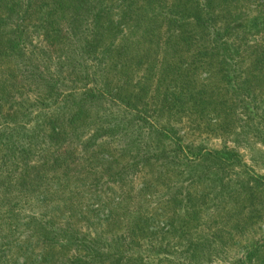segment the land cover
<instances>
[{"label": "rangeland", "instance_id": "obj_1", "mask_svg": "<svg viewBox=\"0 0 264 264\" xmlns=\"http://www.w3.org/2000/svg\"><path fill=\"white\" fill-rule=\"evenodd\" d=\"M77 4L76 7L85 8L79 0ZM95 5L99 8V3ZM74 6L63 5L59 10L62 13L57 17L45 16V9H42L44 27L37 32L32 25L37 13L29 18L26 15L10 18L8 26L11 31L16 30V25L20 26L13 37L22 36L23 40L17 49V55L20 54L18 72L17 68L16 72L15 68L12 69L9 58L4 61L0 58V131L5 128L13 136L10 145L12 156L16 154L15 148L18 150L21 146L33 148L35 154L45 149L44 156H53L59 150V146L51 142L55 137L53 125H67L75 111L73 101L80 94L66 98L67 103L63 96L67 97L75 89L81 91L86 86L96 88L104 84L105 66L92 65V61L86 60L83 66L81 64L85 58L80 56L79 48L85 42L84 37L93 38L89 33L92 25H84L86 29L81 31L84 37L75 32L83 26L80 19L84 8L77 11ZM21 7L23 13L25 6ZM51 8L56 7L53 5ZM118 10L112 11L114 19ZM87 15L89 19L86 20L93 18L91 13ZM110 15L103 16L102 25H107ZM259 22L262 31L255 33L256 42L253 41V45L264 38V17ZM50 28L56 35L54 40L51 37L48 39ZM129 34L131 40L138 39V31ZM121 39L122 36L117 42ZM155 53L154 49L153 56ZM24 69L29 71H22ZM126 72L127 68L121 75L109 72L106 81L109 78L110 84H116ZM85 75L89 76L86 81ZM48 81L56 84L54 93H49ZM154 85L149 84V96H153ZM219 87L222 91L221 84ZM215 97L221 100L216 101L220 102L217 105L206 102L205 107L204 104L195 107L185 103L184 109H178V112L154 113L152 116L156 119L149 112L146 117L143 116L145 123L153 125L152 121L155 125H169L176 133L185 150L180 155L186 158L180 159L181 166L163 169L161 174L154 165L144 167L146 161L142 158L157 149L159 140L156 136L149 139L145 134L147 142L153 146L142 149L140 156L135 150L117 151L115 145L95 149L92 167L89 166L92 161L85 157L81 171L75 173L70 181L67 180L65 190L58 192L54 188L51 190L54 194L47 197L51 201L49 204L32 201L30 207L43 212L48 206L44 212L49 214L52 206H60L63 215L55 220L65 224L68 212L64 211L72 204L70 209L75 211L72 224L78 226L87 222L81 218L85 214L90 226L86 233L91 237L95 235V227L105 228L103 237L124 235L116 247L121 255L112 256L114 247L108 246L106 248L111 257L95 264H264V106L250 102L253 100L249 99V89L238 90L234 101L229 100L224 105V99ZM91 105L87 103L83 112ZM254 105L258 106L259 112ZM90 115L87 114V119ZM131 116L133 114L128 117ZM93 126L94 130L98 128L90 124L82 133H90ZM170 136L171 139L163 144L167 150L178 144L177 137L172 133ZM13 140L16 142L14 145ZM96 142L101 143L100 140ZM76 144L72 145V150ZM66 148L71 147L64 143L61 149ZM106 152L110 154L108 161L114 164L107 174L101 169L104 168L103 159L108 155ZM132 155L135 157L131 159ZM12 167L13 164H0V169L5 172ZM84 170L87 175L78 178ZM84 183L87 187L82 193L81 184ZM29 212L30 209L25 213L26 219L31 214ZM107 215L108 221L101 222ZM88 247L96 249L92 243ZM74 248L76 243L72 251L64 244L61 250L63 257L72 258ZM0 250H4L5 256L0 259V264H24L23 257L13 256L16 248L10 246ZM80 254L86 260L81 259L78 264H92L86 251ZM25 264L40 263L28 260Z\"/></svg>", "mask_w": 264, "mask_h": 264}, {"label": "trees", "instance_id": "obj_2", "mask_svg": "<svg viewBox=\"0 0 264 264\" xmlns=\"http://www.w3.org/2000/svg\"><path fill=\"white\" fill-rule=\"evenodd\" d=\"M79 2L84 4L85 8L76 7L78 0H0V58L2 61L9 58L15 72L20 57V54L17 55V49L23 40L22 36L13 37L20 26L16 25V30L11 31L8 26L10 18H21L25 15L29 18L37 13L32 24L37 32L44 27L41 20L44 13L42 9H45V16L47 14L57 17L62 13L59 10L63 5H75L77 11L84 8L82 20L80 19L83 26L78 31L73 29L77 34L84 37L81 34V31L86 29L84 25H92L89 33L93 38L84 37L85 42L79 48L80 56L85 58L82 60V66L86 61H92V65L96 63L98 66H105L103 85L96 88L86 86V89L81 91L75 89L67 97L63 96L64 102L67 103L66 98L74 96L75 93L80 94V97L76 96V99L72 100L75 111L68 119L67 125H53L55 137L51 142L59 146L53 156H44L45 149L35 154L33 148L28 146H21L18 150L15 148L16 154L12 156L10 145L13 136H10L5 128L0 131V164H13L6 172L0 169V249L10 246L16 248L13 256L23 257L24 264L28 260L39 261L40 264H78L81 259L86 260L80 254L85 251L86 255L91 257V263L95 264L111 257L106 248L108 246L114 247L112 256L121 255V252L116 251V247L124 235L103 237L105 228L95 227V235L91 237L86 233L90 226L85 214H82L81 218L87 222L84 221L78 226L72 224L75 217V211L70 209L72 204L66 212L64 211L68 212L65 224L55 220L63 215L60 206H52L47 214L44 211L48 206L43 212H37L30 204L32 201L42 205L49 204L51 201L47 197L51 193L54 194L51 190H65L67 180L70 181L75 173L81 171L83 159H94L95 149L115 145L117 151L135 150L137 156H140L142 149L153 146L147 142L145 134L149 139L156 136L159 140L157 149L150 156L142 158L146 161L144 167L154 165L158 174H161L163 169L181 166L180 159L184 157L180 155L184 154L185 150L176 133L169 125H155L152 121L150 123L153 125H150L142 121L148 112L156 119L152 116L154 113L178 112V109H184L185 103L195 107L202 104L205 107L206 102L217 105L220 102L216 101L221 100L216 99L215 95L224 99V105L229 100L234 101L238 90L247 89L249 99L253 100L250 102L255 101L264 106V38L262 37L258 44H252L253 41L256 42L255 33L262 31L259 21L264 17V0ZM95 3H99V8ZM22 5L25 6L23 13ZM53 5L56 8H51ZM116 8L119 10L116 11L117 18L114 19L112 11ZM88 13L93 16L91 20H86L89 19ZM105 14H111L106 26L101 23ZM49 30L48 39L51 37L54 40L56 35L52 34L53 28ZM133 31L139 33L136 40H131L129 33ZM121 36L122 39L117 42ZM154 49L156 53L153 56ZM75 62L79 65L78 60ZM98 66L96 65V68ZM126 68L128 72L116 84H110L109 78L106 81L107 73L121 75ZM18 70L17 68V72ZM86 79H89L88 75H85L84 81ZM48 82L49 93H54L56 84ZM150 83L155 84L151 92L153 96H149ZM186 97L187 102L183 103ZM87 103L92 104L86 110L88 115L91 112L88 119L86 112H83ZM116 106L120 108L117 109ZM254 109L259 112L257 105H254ZM121 110L122 113L119 112ZM131 114L133 116L128 117ZM143 122L145 124H142ZM14 123L17 124L16 121ZM90 124H95L98 128L94 130L93 126L90 133H82ZM171 133L177 137L178 144L175 148L167 150V146L163 147V144L167 139H171ZM73 140L77 144L72 150L74 143L71 145L70 142ZM98 140L100 144H97ZM13 142V145L16 144L15 140ZM64 143L69 144L71 148L61 149ZM106 153L108 155L103 159L104 168L101 169L107 174L109 167L111 169L114 164L108 161L110 154ZM134 157L130 156L131 159ZM93 164L92 161L89 166L92 167ZM86 175L87 171L84 170L78 178ZM84 184H81L82 193L87 187L86 183ZM28 209L31 214L26 219L25 213ZM107 218L108 215L101 222H107ZM74 243L76 248L72 258L63 257L61 250L64 244L72 251ZM90 243L94 244L96 249L88 247ZM79 246L80 250L77 249ZM3 252L4 250H0V259L5 257Z\"/></svg>", "mask_w": 264, "mask_h": 264}]
</instances>
